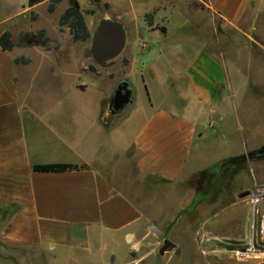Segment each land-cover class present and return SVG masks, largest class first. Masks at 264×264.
I'll list each match as a JSON object with an SVG mask.
<instances>
[{
    "label": "crops",
    "instance_id": "0c3cea01",
    "mask_svg": "<svg viewBox=\"0 0 264 264\" xmlns=\"http://www.w3.org/2000/svg\"><path fill=\"white\" fill-rule=\"evenodd\" d=\"M207 1V9L231 26H238L250 13L264 11V0ZM167 2L102 0L114 12L105 20L120 24L126 32L121 54L104 64L94 65L83 49L64 48L57 42L58 50L52 51L17 46L6 51L0 45V264L146 261L144 255L130 258L149 241L148 214L161 213L163 197L171 210L172 230L190 231L177 247L195 244L196 231L216 225L226 231L220 238H230L227 232L235 228L242 230L234 235L237 240L245 237L246 204L239 207L241 218L219 216L215 225L209 220L180 222L182 214L208 202L204 194L209 185L199 192L191 179L214 167L222 172L218 166L227 156L229 160L243 156L220 155L221 139L218 132L214 134L217 129L226 132L219 109L229 81L224 62L186 38L168 46L156 33L167 36L169 30L147 27L146 15L156 11L153 21L164 16L169 21L173 13L159 10ZM40 5L32 0H0V39L10 32L17 44L21 32L42 30L27 25L35 23L31 13ZM69 38L74 39L71 34ZM151 39L162 46L153 48ZM22 50H33L41 61L53 51H67L59 57L64 63L55 80H71L70 89L55 88L61 93L54 95L22 94V89L35 84L28 76L36 61L28 54L26 63H18ZM86 76L94 78L98 90L91 102L84 101L90 88L83 80ZM123 81L130 84L132 100L116 113L112 100ZM237 133L241 141V124L235 138ZM49 164L80 169L33 170ZM238 182L240 194L249 191L247 175H240ZM238 204L231 205L232 212ZM242 264L264 263L254 259Z\"/></svg>",
    "mask_w": 264,
    "mask_h": 264
},
{
    "label": "rangeland",
    "instance_id": "374dc122",
    "mask_svg": "<svg viewBox=\"0 0 264 264\" xmlns=\"http://www.w3.org/2000/svg\"><path fill=\"white\" fill-rule=\"evenodd\" d=\"M77 2L79 4L77 15L68 16L65 19V16L70 13L69 0H32V4L41 5L36 12L31 13L32 21L35 23L28 22L27 25L33 29H45L47 35L64 48L83 49L95 65L92 51L93 38L101 22L114 12L105 8L102 3L97 4L88 0H77ZM207 2V0H168L159 10L164 9L166 15L170 11L173 15L169 21L166 18L168 16H164L165 18L161 21L154 20L151 27L161 32L169 30L167 36L160 32L156 33L157 36L161 35L168 46L176 45L178 41L186 38L189 42L194 41L195 44L206 46L218 60L224 62L229 81L220 96L219 109L224 115L223 123L226 132H221L219 129L214 131V134L218 132L221 139L218 153L248 157L251 152L264 147V11L257 14L250 13L238 26H231L216 15L214 16L207 9ZM155 14L148 15H151L153 20ZM147 27H149L148 22ZM141 30L145 31L143 27ZM70 34L74 39L69 38ZM153 40L151 39L152 43H149L153 48L162 46ZM18 43L14 44L19 47ZM22 51L18 54L19 58L27 62L26 57L29 54L30 58L36 60L29 69L28 76V79L35 80V84L30 90L28 87L22 89V94L54 95L61 93L55 88L64 89L63 92L70 89L71 80L64 78H60L61 81L55 80L58 77L56 74L61 71L60 68L64 63L59 57H65L67 51L63 53L53 51V56H47L46 61H41L42 56L34 53L33 50ZM83 80L90 85L89 91L84 94V101L91 102L98 94V90L92 84L94 78L86 76ZM240 124L243 131L241 141L238 133L235 138V132H238ZM223 136L225 141L222 140ZM229 158L230 156H227L222 161L226 162ZM214 168L213 180L208 186L209 192L204 194L206 197L209 196L208 202L199 205L197 209H191L190 213L182 214L180 222L186 223L189 219L192 222L209 220L211 225H215L219 216L227 219L241 218L239 207L246 204L249 215L247 214L248 220L246 218V225L243 226L245 237L237 240L234 235L240 234L242 230L235 228L228 230L227 233L232 234L230 238H220L218 236L226 231L217 229L216 225L207 231H196L198 241L195 244L183 243L177 247L176 243H181L184 240L183 237H186L185 235L190 231L184 228L177 234L172 230L171 210L167 198L163 197L161 213L158 211L156 214H148L151 218L149 241L139 255L130 259L137 260L141 255L148 258L146 261L142 260L134 264H242L254 259H260L264 263V242L254 244V251L247 255L243 254V250L252 244V211L247 200L239 197L241 189L238 182L240 175H247L249 191L254 185L264 186V159L254 161L247 158L246 163L239 168H226L222 172ZM218 194L219 196L216 197ZM234 202L241 204H238L239 206H236L238 208L232 212L231 209L234 208L231 205ZM261 213L264 214V205L261 206ZM166 240L171 241L176 247L160 255L159 251Z\"/></svg>",
    "mask_w": 264,
    "mask_h": 264
},
{
    "label": "water",
    "instance_id": "95a60500",
    "mask_svg": "<svg viewBox=\"0 0 264 264\" xmlns=\"http://www.w3.org/2000/svg\"><path fill=\"white\" fill-rule=\"evenodd\" d=\"M126 45V32L124 28L110 20H103L98 28L97 33L93 39L92 51L94 59L97 63L104 64L115 58H117L123 51ZM132 100V89L130 84L123 81L116 89L113 100L112 109L116 113L122 112ZM250 160L264 159V147L258 151L252 152L246 157ZM241 162L224 161L218 166L219 170L226 168H235L242 164L243 157L238 158ZM250 194V191L243 192L239 195L240 198H246ZM174 245L171 241L166 240L163 247L160 249V255H164L166 252L174 249Z\"/></svg>",
    "mask_w": 264,
    "mask_h": 264
},
{
    "label": "trees",
    "instance_id": "16d2710c",
    "mask_svg": "<svg viewBox=\"0 0 264 264\" xmlns=\"http://www.w3.org/2000/svg\"><path fill=\"white\" fill-rule=\"evenodd\" d=\"M71 8L69 10V14L65 16V19L68 16L77 15L79 4L77 0H69ZM91 2H95L97 4H101L102 0H88ZM104 7L109 9L110 6L108 4H104ZM146 21L148 25L153 26V20L151 15L146 16ZM53 44V45H52ZM0 45L6 51H12L16 45L13 42V37L10 32H6L0 39ZM19 47L31 48V47H42L45 51L58 50V44L53 41L48 35L45 29L39 30L37 32H22L19 35ZM17 62L26 63L23 59H17ZM244 161H246V156H243ZM239 160L238 158L230 159L229 161ZM80 169L77 165H69V164H49V165H36L33 170L37 173H63L72 170ZM215 173V168L210 170L203 171L197 175H195L190 184L197 189V191H205L207 186L213 180V174Z\"/></svg>",
    "mask_w": 264,
    "mask_h": 264
},
{
    "label": "built area",
    "instance_id": "2783aa9c",
    "mask_svg": "<svg viewBox=\"0 0 264 264\" xmlns=\"http://www.w3.org/2000/svg\"><path fill=\"white\" fill-rule=\"evenodd\" d=\"M246 200L252 211V244L243 250V254L254 251V244L264 242V214L261 213V206L264 205V186L254 185Z\"/></svg>",
    "mask_w": 264,
    "mask_h": 264
},
{
    "label": "flooded vegetation",
    "instance_id": "af4514ba",
    "mask_svg": "<svg viewBox=\"0 0 264 264\" xmlns=\"http://www.w3.org/2000/svg\"><path fill=\"white\" fill-rule=\"evenodd\" d=\"M230 162H241V161H240V160H235V161H229V163H230Z\"/></svg>",
    "mask_w": 264,
    "mask_h": 264
}]
</instances>
